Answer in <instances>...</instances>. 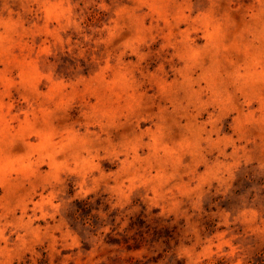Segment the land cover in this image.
I'll return each mask as SVG.
<instances>
[{"label":"rangeland","instance_id":"1","mask_svg":"<svg viewBox=\"0 0 264 264\" xmlns=\"http://www.w3.org/2000/svg\"><path fill=\"white\" fill-rule=\"evenodd\" d=\"M0 264H264V0H0Z\"/></svg>","mask_w":264,"mask_h":264}]
</instances>
